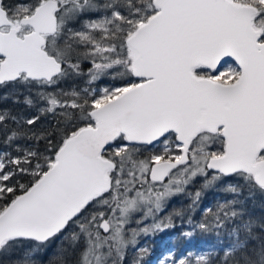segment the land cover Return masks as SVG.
I'll list each match as a JSON object with an SVG mask.
<instances>
[{"label": "snow or ice", "instance_id": "1", "mask_svg": "<svg viewBox=\"0 0 264 264\" xmlns=\"http://www.w3.org/2000/svg\"><path fill=\"white\" fill-rule=\"evenodd\" d=\"M0 264H264V0H0Z\"/></svg>", "mask_w": 264, "mask_h": 264}, {"label": "rangeland", "instance_id": "2", "mask_svg": "<svg viewBox=\"0 0 264 264\" xmlns=\"http://www.w3.org/2000/svg\"><path fill=\"white\" fill-rule=\"evenodd\" d=\"M167 239H168V237L165 236V237H163L160 241H158L157 255H158V253H159V246L162 245L163 243H165V242L167 241ZM198 242H199V241L197 240V243H198ZM153 259H155V257H153Z\"/></svg>", "mask_w": 264, "mask_h": 264}, {"label": "trees", "instance_id": "3", "mask_svg": "<svg viewBox=\"0 0 264 264\" xmlns=\"http://www.w3.org/2000/svg\"><path fill=\"white\" fill-rule=\"evenodd\" d=\"M5 2L7 3L8 0H5ZM258 204H259V201L257 202V207L251 209V210H252L253 212H255L256 214H260V213H261V209L259 208Z\"/></svg>", "mask_w": 264, "mask_h": 264}]
</instances>
